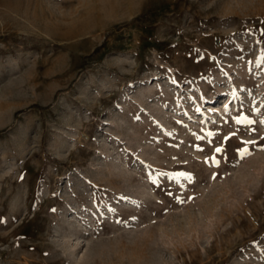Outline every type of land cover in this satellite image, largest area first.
Wrapping results in <instances>:
<instances>
[{"label": "rangeland", "instance_id": "rangeland-1", "mask_svg": "<svg viewBox=\"0 0 264 264\" xmlns=\"http://www.w3.org/2000/svg\"><path fill=\"white\" fill-rule=\"evenodd\" d=\"M262 58L264 0H0V264H264Z\"/></svg>", "mask_w": 264, "mask_h": 264}, {"label": "snow or ice", "instance_id": "snow-or-ice-1", "mask_svg": "<svg viewBox=\"0 0 264 264\" xmlns=\"http://www.w3.org/2000/svg\"><path fill=\"white\" fill-rule=\"evenodd\" d=\"M262 62H264V58H262ZM238 122H240V121H238ZM248 123H253V121H248ZM244 143H248V142H244ZM216 151L219 152V151H221V149L220 148H217ZM238 151L245 152L246 149H240Z\"/></svg>", "mask_w": 264, "mask_h": 264}]
</instances>
